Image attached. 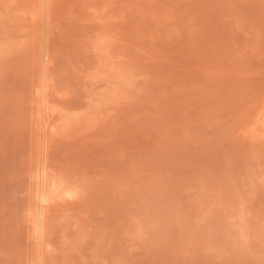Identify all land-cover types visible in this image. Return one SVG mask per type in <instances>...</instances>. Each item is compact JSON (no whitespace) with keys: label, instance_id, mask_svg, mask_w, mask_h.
Instances as JSON below:
<instances>
[{"label":"rangeland","instance_id":"1","mask_svg":"<svg viewBox=\"0 0 264 264\" xmlns=\"http://www.w3.org/2000/svg\"><path fill=\"white\" fill-rule=\"evenodd\" d=\"M0 264H264V0H0Z\"/></svg>","mask_w":264,"mask_h":264},{"label":"bare ground","instance_id":"2","mask_svg":"<svg viewBox=\"0 0 264 264\" xmlns=\"http://www.w3.org/2000/svg\"><path fill=\"white\" fill-rule=\"evenodd\" d=\"M37 191H38V189H37ZM37 197H38V199L41 201L42 200V202L41 203H43L44 202V200H43V195H39V192H37V195H36ZM41 197H43L42 199H41Z\"/></svg>","mask_w":264,"mask_h":264}]
</instances>
